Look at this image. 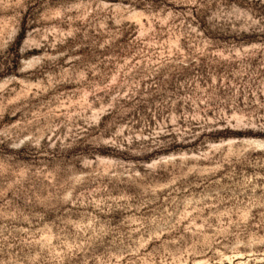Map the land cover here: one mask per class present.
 I'll return each mask as SVG.
<instances>
[{
    "label": "rangeland",
    "instance_id": "obj_1",
    "mask_svg": "<svg viewBox=\"0 0 264 264\" xmlns=\"http://www.w3.org/2000/svg\"><path fill=\"white\" fill-rule=\"evenodd\" d=\"M0 264H264V0H0Z\"/></svg>",
    "mask_w": 264,
    "mask_h": 264
}]
</instances>
